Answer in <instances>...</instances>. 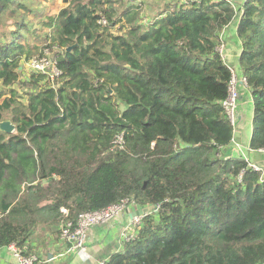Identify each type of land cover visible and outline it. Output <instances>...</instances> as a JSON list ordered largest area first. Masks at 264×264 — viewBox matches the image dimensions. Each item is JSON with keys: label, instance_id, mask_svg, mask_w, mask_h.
<instances>
[{"label": "trees", "instance_id": "trees-1", "mask_svg": "<svg viewBox=\"0 0 264 264\" xmlns=\"http://www.w3.org/2000/svg\"><path fill=\"white\" fill-rule=\"evenodd\" d=\"M144 1L63 0L50 15L0 0V121L16 126L0 130V248L29 254L40 225L132 197L157 210L105 264H264V168L224 153L232 71L218 50L237 21L249 146L264 150V0H174L146 23ZM45 49L55 80L25 66Z\"/></svg>", "mask_w": 264, "mask_h": 264}, {"label": "crops", "instance_id": "crops-1", "mask_svg": "<svg viewBox=\"0 0 264 264\" xmlns=\"http://www.w3.org/2000/svg\"><path fill=\"white\" fill-rule=\"evenodd\" d=\"M236 4L243 3L244 0H233ZM238 22L235 21L223 32L227 41L226 62L230 67H234L238 72H242L239 66V54L241 43L236 34ZM225 41V42H226ZM242 97L240 99L237 125L233 143L225 149L228 157H243L251 164H256L264 168V151L250 149L251 122L255 120L252 98L246 86H240ZM248 153H252L249 155ZM140 207L131 204L130 208L121 216L111 222L98 224L89 230L88 233V253L86 256L67 253L68 244L61 240V224L40 225L35 234L29 240L31 253L39 256L38 264H105L115 253L122 252L125 247L123 233L126 226L136 216ZM0 264H17L12 244L0 248Z\"/></svg>", "mask_w": 264, "mask_h": 264}, {"label": "built area", "instance_id": "built-area-1", "mask_svg": "<svg viewBox=\"0 0 264 264\" xmlns=\"http://www.w3.org/2000/svg\"><path fill=\"white\" fill-rule=\"evenodd\" d=\"M188 2V1H186ZM103 25L109 24L108 21L103 18L100 21ZM221 33V32H220ZM219 34L218 50L224 58V41L220 38ZM220 38V40H219ZM26 68L29 71H39L48 74L49 78L55 80L61 75V70L57 66V60L55 55L49 50L45 49L42 56L33 58L26 63ZM232 78L229 84L228 97L223 101L225 113L234 127L237 125L239 105H240V86L241 84L247 85V78L241 72H238L236 68L231 67ZM123 140L120 137L117 143L122 144ZM264 151V150H261ZM255 169L261 170L262 168L256 164H251ZM134 203L132 197H126L119 202L112 204L101 210L87 211L80 213L75 221L68 220L63 223L61 227V240L68 244L67 253L84 255L88 253V233L91 227L108 223L123 215ZM67 213L66 209H63ZM143 216H135L133 220L126 226L123 233L124 242H128L137 236L138 228L142 224ZM14 255L16 257L17 264H38L40 259L38 254L29 253L25 254L24 250L18 248L16 244H12Z\"/></svg>", "mask_w": 264, "mask_h": 264}, {"label": "rangeland", "instance_id": "rangeland-1", "mask_svg": "<svg viewBox=\"0 0 264 264\" xmlns=\"http://www.w3.org/2000/svg\"><path fill=\"white\" fill-rule=\"evenodd\" d=\"M137 1L140 2V0H137ZM173 2H174V0H145L142 3V9H143L142 14H143L144 22L146 23V22H149L150 19L157 18L159 15V12L165 8L166 4H170ZM43 4H44V6L46 5L45 11L51 15L60 9V7L63 5V0H53V1L52 0H43ZM112 30L115 33L119 32L117 28H114ZM219 34H221L220 38L224 41V44H225L223 54H224V59L226 60V57H227V45H226V43H227V41H226V39H224L225 36H224L223 31ZM220 38H219V40H220ZM51 51L56 52V49H53ZM25 66H26V64H25ZM24 76H26V74ZM18 89H21V92L25 93V90L23 88L19 87ZM253 123H254V120H252V122H251V132H252ZM248 154L251 155L252 153H248ZM262 156H264V155H262Z\"/></svg>", "mask_w": 264, "mask_h": 264}, {"label": "water", "instance_id": "water-1", "mask_svg": "<svg viewBox=\"0 0 264 264\" xmlns=\"http://www.w3.org/2000/svg\"><path fill=\"white\" fill-rule=\"evenodd\" d=\"M77 46H78V43L68 46L66 50L70 52ZM0 130L5 131L7 133H13L16 130V126L13 124L11 120L6 119L3 121H0ZM152 210H157V205H150V206L143 207L139 209L137 212H135L134 214L136 216H145L149 214Z\"/></svg>", "mask_w": 264, "mask_h": 264}]
</instances>
